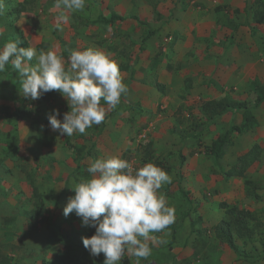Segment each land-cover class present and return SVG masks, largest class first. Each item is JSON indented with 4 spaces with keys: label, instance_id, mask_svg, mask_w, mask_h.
<instances>
[{
    "label": "rangeland",
    "instance_id": "obj_1",
    "mask_svg": "<svg viewBox=\"0 0 264 264\" xmlns=\"http://www.w3.org/2000/svg\"><path fill=\"white\" fill-rule=\"evenodd\" d=\"M60 11L54 0H3L0 47L17 37L19 47L52 49L65 60L70 50L97 48L118 63L129 91L104 122L68 137L52 131L47 119L53 109L61 120L70 111L58 91L31 100L21 94L10 63L0 72V264H42L64 253L69 264H103L104 255L91 256L82 243L95 228L82 226L74 212L65 217L63 208L72 187L89 178L88 164L105 155L137 168L153 163L172 177L159 191L174 208V223L150 234L152 253L140 264H264V101L254 109L258 122L234 132L219 159L204 148L241 114L208 119L201 109L209 99L249 101L254 82L264 87V23L254 18L264 0H86L57 30ZM112 14L124 19L95 20ZM203 17L216 21L210 30L195 23ZM206 30L219 39L169 47L179 36L202 37ZM17 99L26 111L20 119ZM254 143L258 160L225 178ZM241 209L254 232L235 236L238 256L213 226Z\"/></svg>",
    "mask_w": 264,
    "mask_h": 264
},
{
    "label": "clouds",
    "instance_id": "obj_2",
    "mask_svg": "<svg viewBox=\"0 0 264 264\" xmlns=\"http://www.w3.org/2000/svg\"><path fill=\"white\" fill-rule=\"evenodd\" d=\"M85 6L86 0H54V7L61 9L56 29L70 22L68 13ZM19 43L16 37L0 47V72L10 63L21 94L31 100L51 91L63 96L70 108L63 119L57 118L56 109L47 114L50 129L60 135L84 134L101 124L128 94L118 63L97 48L70 50L65 60L55 50L38 51ZM86 171L89 178L72 187L74 195L63 208L65 217L74 212L82 226L95 228L93 235L82 237L85 249L93 257L102 253L103 264H120L125 253L135 257L136 264L147 260L152 253L149 242L154 240L150 234L163 232L175 220L174 208L159 191L172 177L153 163L137 168L115 155L92 160Z\"/></svg>",
    "mask_w": 264,
    "mask_h": 264
},
{
    "label": "trees",
    "instance_id": "obj_3",
    "mask_svg": "<svg viewBox=\"0 0 264 264\" xmlns=\"http://www.w3.org/2000/svg\"><path fill=\"white\" fill-rule=\"evenodd\" d=\"M19 11V10H18ZM258 24L264 23V11H257L254 16ZM124 17L115 14L109 17L98 16L95 20L105 24H110L115 20H123ZM236 27V26H235ZM254 90L252 91L249 101H231L225 98L218 100H206L202 103L201 109L208 119H213L225 112L240 113L241 120L238 124L229 125L223 132L219 133L211 140V143L205 146V152L211 154L215 159L222 158L225 153V146L231 141L234 132L241 133L244 130L252 128L257 122L254 109L260 106L264 101V87L257 82L253 83ZM57 91H54V93ZM16 100L14 115L20 119L25 116V106ZM260 147L258 143H254L246 152L238 155L236 162L223 172L225 178L240 176L248 167L258 160L260 156ZM246 184L250 183L245 181ZM249 216L246 210H237L233 220L221 219L213 226L214 235L219 240L225 242L238 256H242V251L235 243L236 237L252 235L254 227L249 226L244 220ZM251 219V218H250ZM121 264H128V259L124 256ZM69 254H60L50 261H43L42 264H69ZM89 264V263H86Z\"/></svg>",
    "mask_w": 264,
    "mask_h": 264
},
{
    "label": "crops",
    "instance_id": "obj_4",
    "mask_svg": "<svg viewBox=\"0 0 264 264\" xmlns=\"http://www.w3.org/2000/svg\"><path fill=\"white\" fill-rule=\"evenodd\" d=\"M209 17V16H208ZM184 22L186 23H188L189 25H191V24H193L194 23V20L192 21V23H191V21H190V19H188L187 21L186 20H184ZM197 25H199V26H201L202 25V27H206V26H208L209 27V29L208 30H210V27L211 26H214L215 25V23H216V21L215 20H211V19H207V21L205 20V18L203 17V19L201 20V19H196V22H195ZM176 25V24H175ZM174 25V26H175ZM220 26V25H219ZM225 28V27H224ZM177 29V28H176ZM217 29V28H216ZM230 30V29H229ZM207 33H209V31H204V33L202 34L203 36L202 37H200V36H197V38H193V37H186V38H183L182 36H179V37H177L176 39H173L172 40V43H170V42H167L166 44H169V47L170 46H172V47H177V45L180 43V42H182V41H185L186 43H189L188 41H193V42H203V44L205 45V44H207L209 41H214L215 39H219V36L218 35H213V36H211L210 34H207ZM170 39V38H169ZM168 41H170V40H168ZM218 41H221V40H216V42H218ZM217 44V43H216ZM169 47H168V45H166V47H163V49H169ZM204 48H205V46H204ZM188 49H190V48H187V50ZM216 51H218V47H216V48H214ZM224 49H226V48H224ZM186 50V51H187ZM232 49L231 48H229L226 52H225V55L227 54V52H229V54H230V51H231ZM171 51H172V49H171ZM223 51V50H222ZM222 52H220V54H221ZM224 53V52H223ZM222 53V54H223ZM170 55V54H169ZM209 100H211V99H209Z\"/></svg>",
    "mask_w": 264,
    "mask_h": 264
},
{
    "label": "built area",
    "instance_id": "obj_5",
    "mask_svg": "<svg viewBox=\"0 0 264 264\" xmlns=\"http://www.w3.org/2000/svg\"><path fill=\"white\" fill-rule=\"evenodd\" d=\"M145 136V133H143L142 135H141V137H144Z\"/></svg>",
    "mask_w": 264,
    "mask_h": 264
}]
</instances>
